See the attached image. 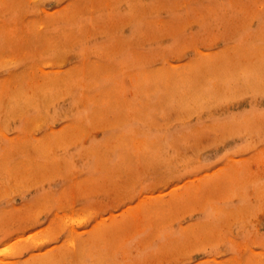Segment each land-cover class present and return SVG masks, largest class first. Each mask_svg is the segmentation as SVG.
I'll list each match as a JSON object with an SVG mask.
<instances>
[{
	"label": "rangeland",
	"instance_id": "rangeland-1",
	"mask_svg": "<svg viewBox=\"0 0 264 264\" xmlns=\"http://www.w3.org/2000/svg\"><path fill=\"white\" fill-rule=\"evenodd\" d=\"M0 264H264V0H0Z\"/></svg>",
	"mask_w": 264,
	"mask_h": 264
}]
</instances>
